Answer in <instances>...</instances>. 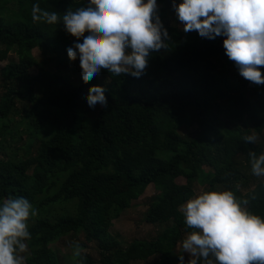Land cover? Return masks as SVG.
<instances>
[{
	"label": "trees",
	"instance_id": "1",
	"mask_svg": "<svg viewBox=\"0 0 264 264\" xmlns=\"http://www.w3.org/2000/svg\"><path fill=\"white\" fill-rule=\"evenodd\" d=\"M36 3L62 16L90 0H0V59L18 56L0 69V204L23 197L38 212L29 221L25 264H60L50 246L82 233L97 243L100 258L79 256L77 264H133L152 257L158 264H180L177 246L193 231L181 205L195 197L190 184L174 185L180 177L200 182L207 174L206 191L233 190L264 218V177L245 173L252 172L249 153H264V84L239 74L224 36L179 31L168 24L173 0H157L168 49L151 52L139 78L106 70V80L101 69L85 83L82 69L78 81L48 69L55 59L68 65L67 49L83 38L69 34L62 21L34 22ZM36 48L51 57L41 61L32 53ZM260 71L264 75V67ZM94 85L105 89L107 107L88 106ZM189 123L196 129L186 137L182 130ZM22 128L31 136V151L12 155L11 138L22 135ZM247 135L262 140L245 142ZM242 182L254 188L243 193ZM150 185L162 195L151 200L145 221L165 228L123 246L110 233L113 223Z\"/></svg>",
	"mask_w": 264,
	"mask_h": 264
},
{
	"label": "clouds",
	"instance_id": "2",
	"mask_svg": "<svg viewBox=\"0 0 264 264\" xmlns=\"http://www.w3.org/2000/svg\"><path fill=\"white\" fill-rule=\"evenodd\" d=\"M173 9L185 33L196 31L201 37H226L223 47L239 74L255 84H264V0H173ZM34 22L57 25L82 43L67 49L70 60L79 55L82 79H93L101 69L114 75L144 74L153 51L168 49L170 39L158 15L157 0H90L86 8L69 9L62 16L32 5ZM89 33L85 36V33ZM105 89L94 85L87 104L107 107ZM256 137L247 135L245 142ZM252 173L264 177V153H249ZM249 200L238 198L233 190L204 191L181 205L184 221L193 229L182 241L188 264H264V218L248 207ZM38 214L23 197L0 204V264H25L29 221ZM81 254L80 245L74 255ZM180 264L184 257L180 255Z\"/></svg>",
	"mask_w": 264,
	"mask_h": 264
},
{
	"label": "rangeland",
	"instance_id": "3",
	"mask_svg": "<svg viewBox=\"0 0 264 264\" xmlns=\"http://www.w3.org/2000/svg\"><path fill=\"white\" fill-rule=\"evenodd\" d=\"M182 0H176L175 3L178 5L181 3ZM158 7L159 4L157 3ZM168 24L170 26H173L177 28L179 31H183V24L178 20L177 14L174 11L173 15L168 20ZM226 37H224L225 39ZM223 39V40H224ZM33 55H35L38 59L41 61H44L45 58H50L51 55L45 56L41 49L36 48L32 51ZM13 59H18V56L16 54H12L11 57L7 60H1L0 59V69L4 68L8 63H10ZM218 64V72L223 75L224 71L221 67L222 61L217 59ZM48 69L51 71H59L63 75H67L71 77L72 80L78 81L80 73L78 72V69L80 70V59L79 55L76 60H70V63L67 65L65 63L58 64L57 60H52L48 64ZM104 70V71H103ZM107 69H102L101 78L108 80L107 75ZM233 72V70H231ZM29 111V108L27 107L26 110L22 112V115L18 116V120L20 121L25 115V113ZM19 123L14 124V127L18 126ZM196 126H193V124H188L185 126L182 130V134L186 137L193 135L195 132ZM23 135V136H22ZM22 135L18 132H16L11 140L12 144L9 153L14 155L16 152L20 156H26V154L30 153V145H31V136L25 132V130L22 128ZM262 138L256 137V142L261 141ZM159 157L161 158H167L169 156L166 152H159ZM206 172H209L210 170L208 168H205ZM246 176L248 173L252 172H246ZM249 176V175H248ZM207 180V174L203 178H201L200 182L196 179L192 181H188L184 177H180L175 180V184L178 187H183L188 184L191 185L195 192V196L198 194L206 191L207 185H205V182ZM254 188V183H245L242 182L239 185V189L243 193H247L249 190ZM162 195V191L158 190L154 185H150L145 193L136 201L132 202V205L129 209L125 210L122 215L114 221L113 227L110 230V233H112L123 246L128 245L131 241L134 239H149L153 236H155L157 233H160L162 230H164V225H152L148 224L145 221L146 214L150 207V202L153 198ZM188 234L185 235L184 239L187 237ZM183 239V240H184ZM182 240V241H183ZM182 241L179 242L177 246V251H180L185 259L190 260L191 256L187 252H183L182 249ZM79 242H86V246L82 247L81 254L79 256L88 255L93 260L98 261L100 258L99 248L97 247L96 242H90L88 243L83 233L79 236H66L62 239L58 240L57 242L53 243L50 248L54 251L56 256L59 259L60 264H77L76 260L79 258V256L74 255V246L78 244ZM23 255V254H21ZM24 256V255H23ZM25 257V256H24ZM159 258L158 257H152L149 260L146 261H137L133 264H158Z\"/></svg>",
	"mask_w": 264,
	"mask_h": 264
}]
</instances>
